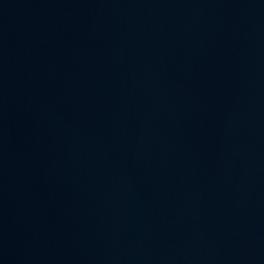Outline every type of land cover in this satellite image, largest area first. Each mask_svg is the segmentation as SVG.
<instances>
[{"label":"water","instance_id":"obj_1","mask_svg":"<svg viewBox=\"0 0 264 264\" xmlns=\"http://www.w3.org/2000/svg\"><path fill=\"white\" fill-rule=\"evenodd\" d=\"M0 264H264V0H0Z\"/></svg>","mask_w":264,"mask_h":264}]
</instances>
